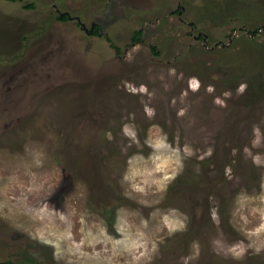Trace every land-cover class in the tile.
Wrapping results in <instances>:
<instances>
[{
    "label": "rangeland",
    "instance_id": "1",
    "mask_svg": "<svg viewBox=\"0 0 264 264\" xmlns=\"http://www.w3.org/2000/svg\"><path fill=\"white\" fill-rule=\"evenodd\" d=\"M4 260L264 264V0H0Z\"/></svg>",
    "mask_w": 264,
    "mask_h": 264
},
{
    "label": "flooded vegetation",
    "instance_id": "2",
    "mask_svg": "<svg viewBox=\"0 0 264 264\" xmlns=\"http://www.w3.org/2000/svg\"><path fill=\"white\" fill-rule=\"evenodd\" d=\"M4 1L14 2V1H18V0H4ZM27 7L30 8L31 6H30V5H27ZM178 7H179V9H178ZM178 7H177V15H178V17L181 19V22H184V20L181 18V14H182L183 9L180 8V5H178ZM173 12H174L173 10L168 11V12H167L168 17L174 15ZM1 14H2V13H1ZM75 17H76V24H77L80 28H83V30L86 31V28L84 27V25H83V24L80 22V20L78 19L79 17H77V16H75ZM57 19H59L60 21L63 22V21H69V20H71L72 17L70 16V12H68V11H60V12H58ZM188 24L190 25L189 27L191 28V32H189V33L193 36V38H194L195 40H198V41H199V40L204 41V43H205L206 40H207V36H206L204 33L200 32V31H198L196 34H193V31L195 30L196 25H194L192 22H189ZM95 26L97 27V30H95ZM239 29H240V28H239ZM256 31H257V30H253V31H251V34H252V35H253V34H256ZM87 33H88L89 35H95V34H96V35H100V29H99V27H98L97 24L92 23ZM136 34L139 35V34H140V30H139V31H136ZM132 39H135V38H132ZM114 49L116 50L115 52L118 51V48H117L116 46L114 47ZM153 49H154V48H153ZM154 51H155V49H154Z\"/></svg>",
    "mask_w": 264,
    "mask_h": 264
},
{
    "label": "trees",
    "instance_id": "3",
    "mask_svg": "<svg viewBox=\"0 0 264 264\" xmlns=\"http://www.w3.org/2000/svg\"><path fill=\"white\" fill-rule=\"evenodd\" d=\"M95 30H97L96 26H95ZM0 264H16V263H13L10 260H4V261H0ZM18 264H33V263L22 262V263H18Z\"/></svg>",
    "mask_w": 264,
    "mask_h": 264
}]
</instances>
